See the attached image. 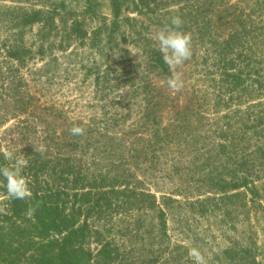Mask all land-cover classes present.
<instances>
[{"label":"trees","instance_id":"1","mask_svg":"<svg viewBox=\"0 0 264 264\" xmlns=\"http://www.w3.org/2000/svg\"><path fill=\"white\" fill-rule=\"evenodd\" d=\"M99 1L41 2L24 14L41 24V36L58 28L53 21L61 14L62 30L56 34L68 39L66 45L75 40L98 43L103 34L104 43L109 44L120 25L127 29L121 33L123 39L131 37L141 45L143 38L146 43L138 20L119 15L125 0H110L111 22L101 17L94 27L68 22L75 11L72 2L81 10L96 12ZM127 1L133 4L130 11L155 15L153 23L162 26L179 16L180 31L191 28L207 40L216 72L211 114L188 112L190 118L184 125L190 130L180 146L174 142V132L167 133L168 127L156 121L109 128L92 120L61 118L53 106L40 109L31 93L20 92L19 84L13 86L15 76H1L5 71L0 68V77L8 80L1 86L0 128L13 122L0 132V165L12 163L4 159V151L25 159L22 175L32 194L26 200H9L6 188L0 187V206L6 213H0V264H120V260L114 262V249L100 239L98 223L121 215H133L142 222L152 216L154 222L148 228L166 237L174 209L169 202L175 196L189 199L182 203L189 215L213 219L201 230L186 224L187 239L202 244L198 249L207 264H264L255 257L256 241L250 230L254 223L244 210L246 202L238 204L240 210L234 206L233 215L228 201L239 196V189L264 178V160L254 169V152H264V125L259 126L264 121V0ZM171 2L176 9L169 10ZM132 25L138 29L135 33ZM57 43L61 46L62 42ZM0 50L18 59L28 52L14 44H3ZM154 54L155 61L167 67L161 64L159 51L150 50L149 55ZM152 92L153 88L145 90L149 109ZM6 98L13 102L8 104ZM74 125L83 127L85 133L72 135ZM253 126L259 129L253 131ZM135 131L138 134L132 135ZM183 150L190 152L183 154ZM189 157L191 167L185 163ZM167 180L170 188L158 186ZM30 207L35 209L31 216ZM93 237L100 244L94 254L89 249Z\"/></svg>","mask_w":264,"mask_h":264},{"label":"rangeland","instance_id":"2","mask_svg":"<svg viewBox=\"0 0 264 264\" xmlns=\"http://www.w3.org/2000/svg\"><path fill=\"white\" fill-rule=\"evenodd\" d=\"M41 2L52 4L54 0H0V46L14 44L28 50L21 59L11 55L7 57L5 52L0 50V68L5 71L1 76L14 75L13 86L19 84L20 92L31 93L40 109L43 106H53L61 112V118L92 120L109 128H116L117 124L119 128L123 124L125 126L144 124L143 120H150L152 123L156 121L168 127L167 133L174 132V142L180 146L190 130L184 125V120L190 118L188 112L202 111L211 114L213 88L216 82V72L212 67L214 54L207 50V40L197 36L191 28L185 33H191L192 36V57L170 70L163 60L156 40V33L163 26L153 23L155 15L130 11L129 9H133V4L129 5L130 1L122 3L119 15H127L138 20V26L146 35L145 43L141 36L135 34L142 38L141 45L134 43L131 37L122 38L121 33L125 31L126 34L127 30L125 25H120L116 29L115 40L109 44L104 43L106 35L103 34L100 35L98 43L88 40L81 44L75 40L74 43L66 45L68 39H65L63 34H56L60 28L62 30L61 14H57L53 21L58 28L50 30L49 33L44 32L45 34L41 36V24L36 19L30 20L24 14L31 12L30 8L40 7ZM110 3V0H100L97 11L90 8L91 11L88 12L89 9L81 10L72 2V9L75 11L71 12L67 20L68 22L77 20L82 26H85L83 22L93 26L98 23L100 17L111 22L113 17ZM175 6L176 4L171 2L169 10L176 9ZM8 7H12V10H7ZM137 30L132 25L133 33ZM57 42H62L61 46ZM41 44L43 54L39 52ZM150 50L159 51L161 64L167 67L160 65L157 57L156 62L155 54L149 55ZM5 68H9L11 73ZM173 72L180 73L183 81V87L179 92L169 89L166 84L167 78ZM7 81L0 77V96L3 92L1 86L6 85ZM148 88L154 90L150 94L154 99L150 109L145 96V90ZM6 100L8 104L13 102L11 98ZM258 100L255 99V103ZM11 122L1 127L0 132ZM260 125H264V121ZM255 128L259 129L258 126H253L252 130ZM134 133L137 135L138 131L131 134ZM254 139L256 140V137L250 141H253V145ZM187 152L190 151L183 150L181 153ZM262 155L264 152H254V169L257 162L264 160ZM189 160L190 157L185 161L186 166L190 163ZM191 166L192 164L188 165ZM199 167L201 170L207 169L206 166ZM171 184L167 180L158 186L167 189ZM238 193V197L228 200L232 202L229 209L234 215V206L238 208L240 202H246L244 210L254 223L253 229L250 230L253 240L256 241L255 257L260 263H264V178L256 180L248 188L239 189ZM173 198L169 202L174 209L171 210L168 220L166 237L161 236L158 230L148 228V225L154 222L152 216H146L142 222L133 215H121L105 224L98 223L100 239L108 242L117 254V261L114 262L118 263L120 260V264H195L193 259L185 258H188L191 248H201L202 244H195L187 239L186 224L190 228L193 225L192 229L201 230L206 223L213 222V219L211 216L205 219L189 215L188 208L182 204L189 199L182 196ZM243 215H246V212ZM99 247L100 244L95 237L91 238L89 243L91 252L94 254Z\"/></svg>","mask_w":264,"mask_h":264},{"label":"clouds","instance_id":"3","mask_svg":"<svg viewBox=\"0 0 264 264\" xmlns=\"http://www.w3.org/2000/svg\"><path fill=\"white\" fill-rule=\"evenodd\" d=\"M183 21L179 16H173L170 24L165 23L156 33V40L159 45V51L163 56L164 62L170 70L189 61L192 57V36L191 33H185L179 29ZM167 87L175 92H179L183 87L181 75L178 72L167 78ZM72 135H83L85 129L81 126H73L70 129ZM43 151V150H41ZM6 161H12L10 164L0 165V177L4 182H0V187L6 188V194L9 200H26L31 197V191L28 187V181L22 175L26 160L21 157H15L11 151L3 152ZM6 182V183H5ZM35 209L30 207L28 215L31 216ZM0 213H5V208L0 206ZM6 214V213H5ZM189 257L195 261V264H207L205 256L198 248H191L188 253Z\"/></svg>","mask_w":264,"mask_h":264}]
</instances>
